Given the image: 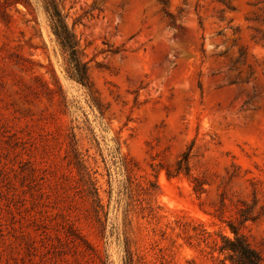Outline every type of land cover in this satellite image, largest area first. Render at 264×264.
Masks as SVG:
<instances>
[{
    "label": "rangeland",
    "instance_id": "obj_1",
    "mask_svg": "<svg viewBox=\"0 0 264 264\" xmlns=\"http://www.w3.org/2000/svg\"><path fill=\"white\" fill-rule=\"evenodd\" d=\"M33 1L0 17V264H232L248 207L264 251V0H57L88 85Z\"/></svg>",
    "mask_w": 264,
    "mask_h": 264
},
{
    "label": "trees",
    "instance_id": "obj_2",
    "mask_svg": "<svg viewBox=\"0 0 264 264\" xmlns=\"http://www.w3.org/2000/svg\"><path fill=\"white\" fill-rule=\"evenodd\" d=\"M39 1L48 15L51 30L61 44L63 52L66 55L68 63L67 72L69 76L84 85H88L90 83V75L87 61H84L82 58V52L79 49L77 37L68 26L65 16L59 7L58 1ZM18 3L23 4L27 8L35 22L38 24L39 21L36 16V6L33 0H0V17L7 19V8L11 5H17ZM71 147V152H69L73 155L71 163L73 162L79 168V173L82 177H85L87 174V177L91 178L90 172H88V167L82 161L80 153L75 150L73 145ZM188 159L189 154L185 153L183 160L179 162L178 172H180L182 167L187 164ZM169 175H171L170 172ZM251 212L252 210L250 207L240 208L241 217L238 219V223L236 221H229L228 223L235 236L230 238L223 235V244L219 247L221 251L228 252L232 264H264V251L253 246L247 237L240 231V225L251 218ZM96 215L99 216L98 210Z\"/></svg>",
    "mask_w": 264,
    "mask_h": 264
}]
</instances>
